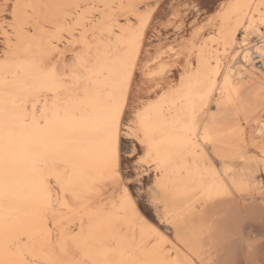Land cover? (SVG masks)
I'll use <instances>...</instances> for the list:
<instances>
[{
  "label": "bare ground",
  "instance_id": "1",
  "mask_svg": "<svg viewBox=\"0 0 264 264\" xmlns=\"http://www.w3.org/2000/svg\"><path fill=\"white\" fill-rule=\"evenodd\" d=\"M16 3L75 7L59 10L61 22L73 25L71 46L67 44L68 34L63 39L55 38L51 23L44 22L49 10H23V15L39 26L33 25L22 33L11 26L5 29L0 19L6 44L5 51L0 53V109L9 100L17 106L13 116L19 118V123L14 133L37 130L45 125L61 131L73 126L74 117L86 115L84 109L72 103L73 97L66 89L43 85L36 78L41 61L38 53L42 49L47 50L54 43L56 49L64 51L61 69L67 63L68 47L73 48L74 60L79 57L96 63L99 55L103 63L106 57L115 60L124 55L129 50L125 45L139 31L136 59L140 61L152 20L150 14L140 27L144 14L138 7H130L137 4L136 0H14ZM123 14H131L138 23L135 24L132 17L122 22ZM208 22L214 26L218 22L217 29L202 42H195L204 28L198 25L177 48H172L176 57L185 58L177 83L138 109L151 107L147 116L156 129L150 138L155 146L150 149L148 143L141 145L146 161L155 165L159 199L164 206L165 222L174 229V238L164 236L161 228L142 212L134 196L137 213L124 208L122 193L128 187L126 184L121 186L117 196H107L110 186L120 182L103 179L93 191L80 198L61 192L55 218L50 214L29 223L38 244L47 233L53 241L51 246L37 247L34 258L38 264H47L49 260L68 264L71 260L87 259L83 253L76 254L73 241L82 234V229L83 234L88 235L89 217L96 210L105 213L94 221L105 227V238L117 240L122 247V258L138 264H183L185 261L240 264L239 247L248 243L250 231L247 229L246 234L244 217H255L254 230L264 232V193L250 180L255 173L264 176V153L261 152L264 145L261 134L264 132V35L260 36L264 0H223L221 8L210 15ZM240 32L242 40H239ZM253 35H258V39L250 44ZM62 42H65L64 47ZM163 56L164 51L152 58L151 61L159 64L150 75L164 74L176 64L161 61ZM151 61L145 60L142 68L148 67ZM68 65V70L62 71L64 76L71 74V64ZM205 95L207 98L202 100ZM128 104L129 101L126 110ZM213 105L215 109L211 108ZM193 125L191 142H185L188 129ZM61 138L67 137H56ZM45 139L51 141L53 137L45 133ZM2 142L4 140L0 139ZM13 143L19 154L22 142L16 135ZM150 151L153 154L149 158ZM216 160L222 166H218ZM18 167L25 168L27 164L21 162ZM120 175L122 177V173ZM129 193L132 194L130 188ZM65 202L67 207L63 206ZM145 220L162 235L149 231L143 223ZM73 226L77 229L72 230ZM61 242L68 249L67 253L60 250ZM113 246L111 239L96 243L91 255L99 258L106 248Z\"/></svg>",
  "mask_w": 264,
  "mask_h": 264
},
{
  "label": "snow or ice",
  "instance_id": "2",
  "mask_svg": "<svg viewBox=\"0 0 264 264\" xmlns=\"http://www.w3.org/2000/svg\"><path fill=\"white\" fill-rule=\"evenodd\" d=\"M75 7L62 4H8L4 3V15L8 16L11 25L5 21L4 28L10 26L23 32L35 25L36 21L23 15V10L33 11L37 8L49 10L44 16L45 23H51L54 37L63 39L69 35L67 44L72 45L73 25L61 22L59 10ZM130 7H137L131 5ZM146 11L141 20L149 18L152 7L145 5ZM10 9V11H9ZM66 16L64 20L66 21ZM8 33L5 32L7 37ZM140 33L136 31L133 38L125 45L129 50L119 58L113 60L105 58L100 62L99 55L96 63L90 60L77 58L71 63V74L62 75L69 68L67 63L61 69L64 51L50 44L48 49H42L38 55L41 58L37 79L43 85L60 86L73 97L72 103L84 109L86 115L74 117L71 128L56 131L45 125L37 130L14 133L19 118L13 116L16 105L11 100L6 101L0 109V264H38L34 258L37 247L51 246L53 241L45 234L44 240L37 243L34 232L28 226L48 215L55 218L56 206L61 203L59 195H71L80 198L95 189L99 180L111 179L126 184L120 175L123 167V158L127 154L136 161V168L146 163L145 156H139L131 147H124V138L131 135L139 144L148 143L150 149L155 145L151 137L156 129L148 119L147 113L151 107L134 110L131 121H125L126 104L131 99L132 85L137 77L147 79V68H142L136 59V44ZM47 61V63H45ZM68 83H62L63 81ZM149 88L156 87L150 84ZM160 89H157L159 93ZM205 95L201 99H206ZM11 105V107H9ZM22 106V105H21ZM264 111V110H262ZM194 125L188 129L185 142L190 143ZM48 133L53 139H45ZM264 135V132L261 133ZM22 142L21 151L17 153V145L13 143V136ZM56 137H67L56 139ZM264 153V145H261ZM153 153L150 151L149 158ZM23 162L27 167L20 168ZM132 175L133 173H129ZM25 179L21 180L20 177ZM130 187V185H129ZM56 189L57 191H53ZM135 193H129L125 187L122 193V203L125 209L137 213ZM149 202L159 206V191L156 186L145 189ZM64 207H67L65 202ZM105 213L96 210L89 217L88 235L82 234L73 243L76 254L83 253L87 259L71 260L68 264H138L131 259H123V251L119 242L111 237L113 247L106 248L99 257L91 255L96 243H106V229L103 224L95 223L96 218L104 217ZM142 219V218H141ZM148 230L162 235L158 229L143 221ZM62 252L68 249L61 242ZM47 264H64L62 261H47ZM183 264H192L185 261Z\"/></svg>",
  "mask_w": 264,
  "mask_h": 264
},
{
  "label": "rangeland",
  "instance_id": "3",
  "mask_svg": "<svg viewBox=\"0 0 264 264\" xmlns=\"http://www.w3.org/2000/svg\"><path fill=\"white\" fill-rule=\"evenodd\" d=\"M222 1L223 0H136L137 2L136 5H138L137 10L141 14H144L146 11V8L144 7L145 5L152 7V12H151L152 20L146 32V37L144 40V45H143V49H142V53H141L140 61H139L141 67L145 60L151 61L152 58L158 52H162V51H164V56L161 59V61H166L169 63H176V64L164 74L152 76L149 73L154 68L157 67L159 62L151 61L148 67H146L147 69L150 70L146 74L147 79L146 80L141 79L140 77L136 78L135 82L132 85L131 99L129 100V104H128L126 114H125L126 122L131 121L134 110H138L145 103H147L150 99L155 98L159 93H161L165 89L170 88L172 85H175L177 83L181 75V72L183 71L182 65L185 62V58L184 56L176 57L175 51L172 50V48L173 47L177 48L185 40V38L190 35V32L195 27V25L198 24L202 19L207 18L208 15L215 12L217 9H220ZM4 2L8 4H14V0H7V2L5 0H0V8L3 7ZM3 9L4 8L0 9V19L2 20L3 23H5L4 21H7V20H8V23L9 22L11 23L9 17L5 16L3 11H2L3 13L1 12V10ZM122 16H121L122 22H127V18L132 17V19L134 20L133 22L135 24L138 23V19L134 18V16H132L131 14H126L123 17ZM217 25H218V22H216V26L210 24L207 27L203 28V30L200 32L198 37L195 39V42L200 43L205 39L207 35H209L210 33H214L215 30L217 29ZM260 28L263 31L260 34V36L261 35L263 36L264 35V22L260 23ZM2 34H3V29L1 28V25H0V53H3L6 48L5 39L2 36ZM242 35L243 33L240 32L239 40H242L241 38ZM250 38H251L250 44H253V43L255 44L257 42L258 35H253ZM64 43L65 42L61 43L62 47H64ZM68 48L70 51L67 50ZM68 48L67 46L65 47V51L67 50L65 60L68 64H71L72 61L74 60V57H73L74 52H73V48L72 49L71 47H68ZM192 62H194V59H192ZM153 83L156 85V87L149 88L148 85L153 84ZM157 89H160L159 93H157ZM214 107H215L214 105L211 106L212 109L216 108ZM124 141H125L124 143L125 148L131 147L133 152H137L139 154L137 158H139V156L145 155L144 147L141 144H139L138 140L133 139L131 135L126 136L124 138ZM216 161H217L218 166H222V163H220V161L218 160ZM147 163L142 164L140 166L139 171H137L136 161L135 160L130 161V157L126 154L123 158V167L121 171L122 179L124 181H127L128 184L126 183V185L128 187L130 185L129 188L131 192L135 193L134 198L136 199L142 212L151 221H153L155 224H157L161 228L165 237L172 239L175 236L173 235L174 229L168 223H166L167 220H165L163 204L161 202L159 206L151 204L149 202V198L145 195L146 188L151 187V186H156V180H155L156 171L154 169L155 165L152 163H148V164ZM130 172L133 174L130 175L129 174ZM250 180L253 183V186L255 188H261L262 193H264V176L262 177L260 174L255 173L253 176L250 177ZM122 185L123 184L119 183L116 186H110L109 190H107V196H111V195L117 196L121 190ZM69 200H72L71 197H69ZM247 217H249L250 220ZM253 218L255 217L253 216L244 217L245 224H246V227H245L246 234L248 233L247 229L250 231H249V234L247 235L248 243L242 246L244 250L242 247H239L240 248L239 251L243 252V254L242 252H239V254L242 255L240 256V264L242 263L243 264H264V236H263L264 232L260 233L254 230L253 224H255L256 218L255 219ZM76 229L77 227L73 226L72 230H76ZM250 234L251 235L256 234V235L251 236ZM258 236L260 239H258ZM249 240H253V241L249 242ZM251 242H254V243H251ZM252 246L254 248H252ZM248 249H249V252H248ZM244 251H247L246 252L247 255L245 254ZM244 257L246 260L244 259Z\"/></svg>",
  "mask_w": 264,
  "mask_h": 264
},
{
  "label": "crops",
  "instance_id": "4",
  "mask_svg": "<svg viewBox=\"0 0 264 264\" xmlns=\"http://www.w3.org/2000/svg\"><path fill=\"white\" fill-rule=\"evenodd\" d=\"M212 14V13H211ZM210 14V15H211ZM210 15H208V17L207 18H205V19H202L198 24H196L195 26H198V25H202V26H204V28L205 27H207L208 25H210V23L208 22L209 21V17H210Z\"/></svg>",
  "mask_w": 264,
  "mask_h": 264
},
{
  "label": "built area",
  "instance_id": "5",
  "mask_svg": "<svg viewBox=\"0 0 264 264\" xmlns=\"http://www.w3.org/2000/svg\"><path fill=\"white\" fill-rule=\"evenodd\" d=\"M255 59L258 60V57H256Z\"/></svg>",
  "mask_w": 264,
  "mask_h": 264
}]
</instances>
